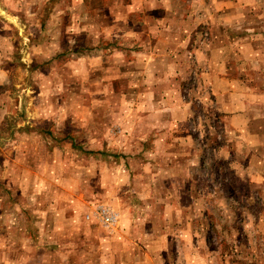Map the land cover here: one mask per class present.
<instances>
[{"label":"rangeland","instance_id":"rangeland-1","mask_svg":"<svg viewBox=\"0 0 264 264\" xmlns=\"http://www.w3.org/2000/svg\"><path fill=\"white\" fill-rule=\"evenodd\" d=\"M112 2L92 10L97 0H0V72H6L0 77V264H110L105 253L104 260L101 252L93 258L103 247L86 227L88 211L100 205L124 208L134 228L145 232L153 231L147 221L171 226L170 236L150 248L156 264H185L176 252L182 246L194 250L188 257L195 264H264V172L242 168L249 157L237 154L238 172L259 184L260 194L246 207L234 203V216L222 188L230 178L223 165L235 159L228 146L235 134L211 73L219 59L213 24L221 11L207 0L129 5L133 21L142 24L136 32L150 33L154 19L162 25L160 42L162 29L177 38L171 40L177 85L156 100L134 87L138 80L130 83L137 76L132 70L126 77L112 71L110 54L94 48L113 34L106 27ZM129 6H120V19ZM145 56V49L129 53L152 75L154 57ZM248 66L243 63L247 74ZM184 190L185 207L176 203V211L174 200ZM162 212L173 216L163 219ZM238 224L246 239L232 263L226 252L231 242L238 245ZM31 245L41 259L32 260Z\"/></svg>","mask_w":264,"mask_h":264},{"label":"crops","instance_id":"crops-1","mask_svg":"<svg viewBox=\"0 0 264 264\" xmlns=\"http://www.w3.org/2000/svg\"><path fill=\"white\" fill-rule=\"evenodd\" d=\"M107 1H113L109 5L113 6L114 14L113 17H110V22L107 26L106 24L104 26L107 28L112 27L113 34H110L111 36L105 35V37L109 38L107 41L100 38L94 48L101 53L102 56L110 54L112 71L117 70L123 77H126L129 76L132 70L131 72H134L137 76L135 79L131 78L130 83L134 80H138V84L134 87H138L146 91V93H151L157 100L161 94L163 95L166 89L175 88L177 85L176 72L178 73L180 68L172 56L171 46V40H176L177 38H174V34H171V32L166 31L167 29H162V31H160L162 33V42H160V35H157V32L162 28V25L159 24L160 22H153L154 19L147 25V32L149 31L150 33H143V28H138L139 31L136 32V27L142 24L137 23L138 21H133V14L129 12L132 6L144 7L142 5L144 0H97L98 4L91 6L90 9H101ZM207 1L213 3L214 8L221 11L219 15L220 19L213 24V28L217 32L215 38L221 43H219L218 40L216 41L219 47L214 50V55H216V59L217 57H219V59L218 62L215 63V67L212 68L213 70L211 73L215 88L219 90V95L224 99L222 106H224V109L226 106L228 107V110H225L226 113H224L227 117L228 129L235 134L231 138L233 140L231 148L229 147L230 152H232L235 157V159L230 162V166L234 165L235 169H237L239 179H243L240 182L246 181L249 183L250 200H253L255 199V194H260V190L257 189L260 185L252 180V178L248 179L243 177L241 172H238L242 169L238 167L237 162H239L240 159L237 154L244 155L242 160L249 157V159L245 160L242 168H246V166L249 167L251 164L255 176H257L259 167L261 168V172H264V0ZM123 4H128V6L132 5L129 6L128 9L130 10H128L124 20L119 18L121 14H119L118 11ZM147 12L149 15L153 14V10L151 9ZM165 12L171 13L172 9ZM96 20H98L99 24L102 23V18ZM119 24L123 25L121 26ZM169 26H171L170 22L169 25L165 27L167 28ZM252 29H254V33H252ZM102 36L100 35L99 37ZM31 39L33 42V37H31ZM101 42L104 44L106 43L107 46H102L104 44H101ZM88 47H90V49L93 48L92 46ZM144 49L146 51L144 59H152L154 57L152 65L155 66V71L151 69L152 75L144 71L146 66L141 63L140 60L136 59L135 61L129 57L130 52H137ZM155 49L159 51L160 56L154 54ZM85 52L88 51H84L83 53ZM245 62H249L248 67H250V70L248 74L243 68V63ZM156 69H160L162 72L159 73ZM5 74V70H3L0 72V77L3 78ZM145 75L150 76L149 78L151 81L148 83L142 81V76L144 77ZM160 79H162V82H158ZM118 81H122V79L118 78ZM166 81H168V83H166ZM245 149L250 150V155L243 153ZM181 164L185 165L183 161ZM186 192L187 190H184L179 200L176 198L174 200L176 201L175 204L179 203L182 209L185 207L184 203L188 197ZM163 199L167 201L168 198ZM108 208L117 215V220L113 225H105L101 222L96 216L97 206L92 209L90 208L87 213L91 216L86 225L89 236L91 233L95 235L98 238V246H100V249L103 247V251L101 249V251L95 252L93 258H97L101 252L103 260V253L107 254L110 264H156L153 258L154 251H150V248L155 245L154 241L156 238L162 237V235H167V238L170 236V232L172 231L171 226H162V228H158L157 222L147 221L150 223L149 225L153 231L145 232L144 229L134 228L136 224L131 221L129 212L124 210V208H122L123 212L111 205H109ZM178 209H180V207L176 204L175 210L178 211ZM64 213L65 216H67V214L70 215L68 210H65ZM183 215H185V210L183 211ZM161 216L163 219H169L173 216V213L168 212L165 215V213L162 212L159 217ZM11 227L13 228L15 226ZM32 228L33 229L29 231L31 240L33 238L31 234L37 229L36 227ZM63 229H65V226H63ZM49 230L50 228L47 227L45 232L49 233ZM139 231L143 232L141 233ZM147 238H149V240H146ZM37 243L39 242H36L34 245L36 248V245H39ZM183 244L185 245L186 243ZM31 247L33 250L29 255H31L32 260L36 257L41 259L43 256L38 255V251L35 253L36 249L32 245ZM192 247L194 248L193 245ZM157 248L156 245V249ZM161 249L166 250V247L163 246ZM7 251L8 249L3 253L6 254ZM193 251V249L185 248V246H182L181 250L176 247L179 258H187L185 264H195L192 258L188 257ZM3 263L8 264V261H3ZM162 264L169 263L166 260V262L163 261Z\"/></svg>","mask_w":264,"mask_h":264},{"label":"trees","instance_id":"trees-1","mask_svg":"<svg viewBox=\"0 0 264 264\" xmlns=\"http://www.w3.org/2000/svg\"><path fill=\"white\" fill-rule=\"evenodd\" d=\"M216 114L219 117L222 116V114L218 111L216 112ZM69 137L74 140V138L72 136H69ZM214 138H215V140L217 139L216 136ZM232 143H233V140L230 138L229 143H228V146L230 148H231ZM211 167H213V165H211ZM223 168H225L227 171L229 170V174L227 172L225 174L228 175L230 178L227 182H225L223 184L222 188L224 191V196L228 197L231 201L230 208H231V211H232L233 216H234V214H235V206H233L234 203H239L241 201V202H243V207H246V200H248V201L250 200V192L247 193V188L250 185L246 181H243V182L238 181L240 179H238L239 177L237 174V170L235 169L234 166H230L229 163H227V164L225 163V165H223ZM251 201H253V200H251ZM206 215L209 217L215 218L213 215H210L208 213ZM211 225L215 226V224H213V222L209 223V226H211ZM228 225L229 226H227V225H225V226L229 227L230 230L233 228V226L234 227L236 226V225H232V224H228ZM225 226H221V227L223 228ZM245 239H246V236L242 230V226L240 224H238V236H237L238 245L233 244L232 242L231 243L229 242L230 243L228 246L229 251L226 252V255H229L228 257H229L230 262L233 263V262H237L239 260L238 253L234 252V249H236L237 247H241L243 244H245ZM224 241H225V239H224ZM230 245L232 246L231 249H230Z\"/></svg>","mask_w":264,"mask_h":264},{"label":"built area","instance_id":"built-area-1","mask_svg":"<svg viewBox=\"0 0 264 264\" xmlns=\"http://www.w3.org/2000/svg\"><path fill=\"white\" fill-rule=\"evenodd\" d=\"M96 216L101 220L105 225H113L117 220L116 213L112 212L107 206L100 205L97 206ZM90 214H87L86 218L90 219Z\"/></svg>","mask_w":264,"mask_h":264}]
</instances>
